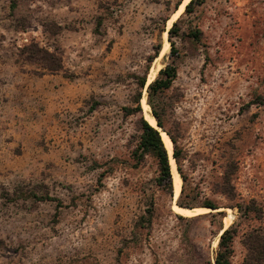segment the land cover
Segmentation results:
<instances>
[{"label":"rangeland","instance_id":"1","mask_svg":"<svg viewBox=\"0 0 264 264\" xmlns=\"http://www.w3.org/2000/svg\"><path fill=\"white\" fill-rule=\"evenodd\" d=\"M178 2L0 0V264H214L232 225L231 264H245L247 233L264 238V0H203L173 19ZM179 18L175 54L149 62ZM169 64L156 105L195 216L176 213L171 164L170 192L156 160L134 156L147 87L140 113L123 110ZM251 201L258 218L240 217Z\"/></svg>","mask_w":264,"mask_h":264},{"label":"trees","instance_id":"2","mask_svg":"<svg viewBox=\"0 0 264 264\" xmlns=\"http://www.w3.org/2000/svg\"><path fill=\"white\" fill-rule=\"evenodd\" d=\"M184 0H180V2L177 3L176 10L181 5V3ZM203 0H191L189 3L185 6L184 15H192L194 13V9L196 6H199L202 4ZM167 20H165V23ZM180 22V18L173 23L172 27L168 30V41L170 43V52L171 54H175V43H173L172 39L175 37L180 36V30L178 28ZM162 30V32H164ZM191 40H194L195 42L200 41L199 32L194 30L190 31L189 36ZM161 51V45L156 47L155 49V55L153 58L149 60V62H152L153 59L157 58L159 53ZM34 58H39L43 61H50L54 57L50 55L47 52H44L40 49H35L32 55ZM49 70L51 71H58L60 70V66L51 68L49 67ZM148 70V69H147ZM147 72L143 77L138 78V91L136 95L133 97V105L132 107H126L124 108V112L126 116H131L136 113H140L142 111L141 109V99H142V92L144 88L147 85ZM177 78V70L174 64H169L165 68L161 69L157 77L148 85L147 87V94H148V107L151 108L152 117L155 119L156 124L159 126L161 131H164L170 138L172 144L174 145L173 148V158L175 160V163L179 165L183 161V154L178 149L177 141L173 137V135L166 130L163 120L161 116L158 113L157 105L160 104V99H156L159 95L165 93L166 91H169L174 81ZM162 104V102H161ZM149 108V109H150ZM141 134L139 136L136 150H135V157L142 159L144 156L149 155L152 158H154L157 162L158 170H159V178L158 183L162 186H164L167 190L170 192L172 191V177L170 173V163H169V154L167 153V149L165 148V145L162 141V137L160 135V132L157 131L154 127H152L146 120H141ZM138 153H140L138 155ZM139 159V160H140ZM180 171V169H178ZM225 189L224 191L228 193L229 191V182H225L224 184ZM174 191V187H173ZM183 196V190L181 191V194L179 196L178 200V207L187 209V208H194L190 205H185L181 203ZM42 200H48L51 201V198L45 197ZM204 208L210 209V210H217L219 207L212 202L208 201L203 205ZM238 209V212L240 214V217L244 219H257L259 215V210L256 208L255 201H251L250 205H236L235 206ZM211 214V213H210ZM216 216H223V212L215 213ZM215 216V215H214ZM223 231V230H221ZM236 228L234 225L230 226L226 230H224L220 237L218 242V248L215 254L214 264H231V259L233 257V244L234 240L236 238ZM244 245L247 249L248 255L245 261V264H263L264 262V238L260 237L257 234V231L253 230L249 233H247L245 237Z\"/></svg>","mask_w":264,"mask_h":264},{"label":"bare ground","instance_id":"3","mask_svg":"<svg viewBox=\"0 0 264 264\" xmlns=\"http://www.w3.org/2000/svg\"><path fill=\"white\" fill-rule=\"evenodd\" d=\"M189 1H191V0H184V1H183V4L180 5L179 10H178V11L176 12V14L173 16V19H175L178 15L182 14V12L184 11L185 6L189 3ZM172 23H173V20H171V21L169 22V24H168V29L171 28ZM165 35H166V34H165ZM164 40H165V38H164ZM169 48H170L169 44H168V43L165 44V45L162 47V50H161V54H160V56H163L164 54H166V53L168 52ZM158 71H159V69H158ZM158 71H156V72H158ZM154 74H155V72H154ZM154 74L151 73V74L149 75V77H148V78H149L148 83H151V82H152L153 77H154V76H153ZM148 83H147V84H148ZM148 112H149V110H148ZM149 113H150V112H149ZM146 121H147L152 127H154L157 131L161 132L160 128L157 127L158 125L156 124V121H155V119L152 117V115L147 114V116H146ZM160 135H161V137H162V141H163V143H164V145H165V148L167 149L168 154H169V157H170V164H171V169H172V172H173V186H174V193H175V197L177 198V197L179 196V194H180V190H181V179H180L178 173L176 172V168H175V165H176V164H175V162H174V160H173V158H172V142H171L169 136H168L166 133L161 132ZM173 209H174V208H173ZM175 210H176V213L179 214V215H194L195 212H201V211L203 212L205 209H200V210H187V209L175 208ZM197 214H198V213H197ZM194 216H195V215H194ZM226 223H227V222H226Z\"/></svg>","mask_w":264,"mask_h":264},{"label":"water","instance_id":"4","mask_svg":"<svg viewBox=\"0 0 264 264\" xmlns=\"http://www.w3.org/2000/svg\"><path fill=\"white\" fill-rule=\"evenodd\" d=\"M146 87H148V85H146ZM157 127H159V126H157ZM211 211H214V210H211ZM223 231H224V230H223ZM223 231H222V232H223ZM222 232H221V233H222Z\"/></svg>","mask_w":264,"mask_h":264}]
</instances>
